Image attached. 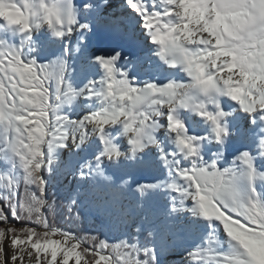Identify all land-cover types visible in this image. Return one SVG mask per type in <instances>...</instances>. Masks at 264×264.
<instances>
[{"label": "snow or ice", "instance_id": "obj_1", "mask_svg": "<svg viewBox=\"0 0 264 264\" xmlns=\"http://www.w3.org/2000/svg\"><path fill=\"white\" fill-rule=\"evenodd\" d=\"M228 0H126L140 17L141 27L155 55L187 79L167 83L146 81L142 86L118 67L120 53L94 56L102 75L77 88L73 56L85 47L93 31L91 22H81L75 0H0L9 11H19L26 23H11L0 16V264H106L104 249L117 253L115 264H164L165 248L153 239L141 241L144 233L156 237L154 228L135 225V233L118 243L91 236L92 246L76 233L53 226L49 212L54 202L46 196L49 181L60 160V150H77L98 141L100 149L85 160L75 175L81 181L105 176L108 166L121 162L147 167L145 154L155 147L161 154L166 178L156 183H137L141 201L160 192L170 204L169 219L186 221L188 229H203L198 243L187 250L188 264H261L264 255V71L257 66L262 51L246 37L231 31L224 6ZM264 4V0H254ZM93 5L84 4L85 13ZM46 30L55 43L34 37ZM78 35V44L71 39ZM62 48V50H60ZM36 56L46 58L40 62ZM200 63L208 81L195 87V78L181 69ZM146 71H156L151 66ZM237 106L225 112L222 99ZM79 100L89 111L73 119L68 109ZM182 112H192L209 126L210 136L190 135ZM245 114L256 129V148L243 151L224 165V148L246 130L230 127L233 113ZM173 140L174 151H165L157 137L160 130ZM127 145L125 148L124 145ZM216 152L208 159L204 147ZM132 185L126 177L114 189ZM79 195V193H77ZM74 197L68 212H76ZM47 209L48 211H44ZM95 213L103 224L102 205ZM11 216V220L9 219ZM27 221L13 224L12 221ZM127 222V221H126ZM7 240V248L5 247ZM226 245V247H225ZM96 257H99L98 259ZM122 258V259H121Z\"/></svg>", "mask_w": 264, "mask_h": 264}, {"label": "rangeland", "instance_id": "obj_2", "mask_svg": "<svg viewBox=\"0 0 264 264\" xmlns=\"http://www.w3.org/2000/svg\"><path fill=\"white\" fill-rule=\"evenodd\" d=\"M84 4L88 3L84 2V0H81L80 3L76 4L78 9H80L81 22H91L92 26L97 29L99 28L100 30L101 25L110 23L112 21H121L123 16L128 15V10H123L122 12L112 11L108 13L111 14L109 16L100 15L98 17L94 15L93 9L90 12L85 13V11L83 10ZM136 24L138 25L139 22ZM123 28L125 29L124 33H126L128 27L124 26ZM128 33L131 34V31H129ZM135 33L137 34V32ZM107 34L108 35H106V32L102 33L103 43L101 41L99 43L100 45L105 44L106 46H108V48L111 50V55L114 56L118 52L117 47L112 43V33L110 32ZM78 35L79 34L71 39V43L73 46L77 45L79 42ZM90 35L91 33H89L87 37H89ZM87 37L84 41L85 47H83L81 51L74 55L72 58L73 67L76 69L72 78L78 81L79 85L77 88L82 87L89 79H99L102 75V72L98 65L89 63V58L94 57V49L88 47L89 45L87 44ZM40 39H45L51 43H55L54 38L46 30L42 31L36 37H34L37 47H39ZM135 46L137 48L140 47L138 43H136ZM60 50H62V48ZM35 58L40 62H47L46 58L40 56H36ZM142 63L144 64L146 63V61H143ZM142 63H137L136 68H125L123 66V57H121L118 67L123 69L127 73L128 77L131 80L135 81L138 86H142L143 84L139 79L143 78V76H139L140 71L137 72V70L142 67ZM145 74L146 73H144L143 75ZM87 105V101L79 100L71 108L74 110V114L71 117L74 120L81 118L90 110ZM162 134L163 132H161V135ZM244 137V143L240 148L236 145H233L232 143H228L225 146L223 154L224 158L227 161L226 165H228L232 161V159L239 156L241 152L255 150L256 138H254L250 134V128L246 129ZM124 147H127L126 143ZM205 147L207 148L203 151L205 158L208 159L212 156V153L216 152V146L212 143H209ZM170 148L172 151L175 150L174 142H172ZM99 149L100 145L98 141H90L88 145H85L79 150H77L75 146L71 144L68 148L60 150V160L57 161L58 170L56 175V186L53 189L59 186L64 187L65 190L74 188L76 189V191L81 192L84 201L89 203V205L94 210L95 206L102 205L106 211L111 210L114 213H119L121 215V226L123 228H126L127 230L123 235H118L114 238L110 234V238L107 239L110 243H118L120 239H128L135 233V225L143 223L145 227L147 226L149 228H156V237H152L151 241L155 239L158 246H163L166 249L163 254V260L168 261L169 264H188L189 257L187 256L186 252L198 243V241L200 240V236L197 240L193 241L195 239L194 235H199V233L202 232L203 229L200 227L190 229V234L187 236V238H183V230L186 227L187 222L180 218L169 219L167 217V210L170 207V204L164 198L163 193H152V197L148 196L143 201H141L138 194L134 191L135 184L137 183H148L149 181H152V183H156L157 181H162L166 178V170L160 158V152L157 149L153 150L151 153V163L147 167H138L139 169H144L146 173L145 176H142L143 174L138 170H134L133 167L135 165L128 164L122 161L120 167L117 168L108 166L104 171V175L112 177L115 183H108L103 177H97L95 180L88 179L85 181H81L79 177L75 175L76 170L85 160H91L97 154ZM91 151L92 154H90ZM208 151L210 152V154H208ZM0 171H3V169H0ZM41 174L45 176V172H42ZM129 176L132 178V185L129 188H125L118 193L115 192L114 189H116L117 185L119 183H122L123 179ZM46 196L48 198L47 193ZM0 206H2L1 203ZM9 219L11 220V216H9ZM12 223L19 225L14 220L12 221ZM25 223L28 222L25 221ZM172 234L176 236L175 240L171 239V237H173ZM92 235H96L98 237L96 233ZM99 238L106 239L103 237ZM90 246H92V241L91 236L89 235L88 244H82L81 249ZM5 247L7 248V240H5ZM108 251L109 248L104 249L102 252V254L108 255L111 258L109 262H106V264H115V260L120 257L111 256L108 254ZM115 254L117 255L116 252ZM96 258L98 259L99 257ZM89 259H91V256L84 257L81 260V264H85V260ZM25 264H27V261L25 262ZM69 264H74V259L70 261ZM193 264H195V262H193Z\"/></svg>", "mask_w": 264, "mask_h": 264}, {"label": "bare ground", "instance_id": "obj_3", "mask_svg": "<svg viewBox=\"0 0 264 264\" xmlns=\"http://www.w3.org/2000/svg\"><path fill=\"white\" fill-rule=\"evenodd\" d=\"M80 2L81 0H75L76 4ZM84 2L93 5L94 15L98 17L100 15L109 16L111 14L108 13L112 11L122 12L123 10H128V15L123 16L122 20H119L120 22L112 21L107 24L105 23L104 25H101V30L93 26L91 35L87 37V44L89 45L88 47L94 49V56H112L111 50L108 48V46L105 44L100 45L99 43L100 41L103 43V32H106V35H108L107 33L111 32L112 43L116 45L117 51L121 54L120 58L123 57V66L125 68H136L137 63L146 61V63H142V67L140 66L141 68L137 70V72L140 71V75H138L143 76V78L139 79L142 84H144L146 81L162 84L167 83L171 79H187V77L182 72H180L178 69H171L167 65H164L155 55L156 46L152 45L150 40L147 38L146 33L141 27L140 17L131 11V9L126 4V0H84ZM138 22L139 24L137 25L136 23ZM124 26L128 27L126 33H124ZM129 31H131V34L128 33ZM135 32H137V34ZM136 43L140 45L139 48L135 46ZM150 66L151 68L156 69V71H146V69H148ZM144 73L146 74L143 75ZM222 106L225 112H233V109L237 107L234 102L226 97L222 99ZM181 115L184 118V123L188 126V132L190 135H211L209 126L206 125L205 122L202 121L195 113L182 112ZM230 127L233 129L242 128L244 130L250 128V134L256 138V129L252 125L251 119L246 117L242 112L233 113V116L230 118ZM161 132H163L162 135ZM244 136L239 139L233 137L229 140V143H232L233 145H236L240 148L244 143ZM157 137L165 151H172L170 147L173 140L165 133L163 129L157 133ZM155 149V147L150 148L148 153L145 154V159H150V161H152L151 153ZM90 154H92V151ZM133 168L134 170L141 172L143 174L142 176L146 175L144 169H139L136 165Z\"/></svg>", "mask_w": 264, "mask_h": 264}, {"label": "trees", "instance_id": "obj_4", "mask_svg": "<svg viewBox=\"0 0 264 264\" xmlns=\"http://www.w3.org/2000/svg\"><path fill=\"white\" fill-rule=\"evenodd\" d=\"M73 83L76 87H78L79 83L77 80L72 78ZM68 113L70 116L74 114V110L70 109L68 110ZM207 147H204L203 150H206ZM208 154L210 152L208 151ZM235 159V158H234ZM233 160V159H232ZM224 165L227 164L226 159L224 158ZM230 164V163H229ZM58 165V162H57ZM58 166L55 168L54 172L51 176H49L45 172V178L48 179L49 184L47 188V195L48 200L50 202H54L55 204V212H49V220L53 224V226L58 228H64L67 230H70L74 233H76L79 237H81L84 240L83 245L88 244L89 235L90 234H97L98 237H103L106 239L110 238V234L114 238L115 236L123 235L126 232V228H123L121 226V215L119 213H114L111 210H107V220L105 223L100 222V218L96 215L95 210L84 201L81 192L76 191V189H69L65 190L64 187H57L53 189L56 186V175H57ZM148 183H152V181H149ZM79 193V195H77ZM152 197V194L149 195ZM76 198L78 203L74 206V208L79 209V218L76 216V212L73 211L72 213L68 212V208L71 205V201L73 198ZM2 205V202H0ZM44 211H48L45 209ZM16 223L18 224H26L25 221H19ZM146 228H149L146 226ZM154 229H156L154 227ZM190 229L187 227L183 230V238H187V236L190 234ZM173 237H171L172 240L176 239V236L172 234ZM197 235V236H196ZM201 235V232L198 234H195V240L199 238ZM150 236H147V233L145 232L144 235L141 237V241L144 243H147L151 241ZM108 254L111 256L116 257L117 255L111 248H109ZM164 264H169L168 261L163 260Z\"/></svg>", "mask_w": 264, "mask_h": 264}, {"label": "clouds", "instance_id": "obj_5", "mask_svg": "<svg viewBox=\"0 0 264 264\" xmlns=\"http://www.w3.org/2000/svg\"><path fill=\"white\" fill-rule=\"evenodd\" d=\"M8 5H0V16L6 17L11 23H26L25 17L17 11H9ZM225 16L231 31L246 37L253 44H259L262 51L258 56L257 66L264 71V4L255 3L254 0H228L224 9ZM200 61L186 66L181 71H186L198 81L195 87L206 88L208 81L200 72ZM261 264H264V255L258 256Z\"/></svg>", "mask_w": 264, "mask_h": 264}]
</instances>
